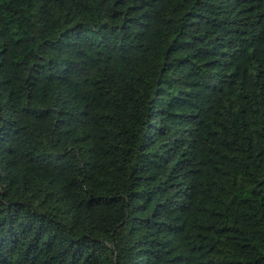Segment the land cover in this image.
Returning <instances> with one entry per match:
<instances>
[{
    "label": "trees",
    "instance_id": "obj_1",
    "mask_svg": "<svg viewBox=\"0 0 264 264\" xmlns=\"http://www.w3.org/2000/svg\"><path fill=\"white\" fill-rule=\"evenodd\" d=\"M0 264H264V0H0Z\"/></svg>",
    "mask_w": 264,
    "mask_h": 264
}]
</instances>
